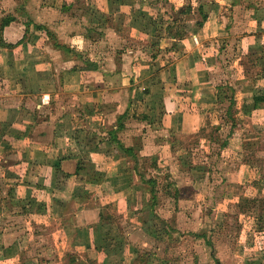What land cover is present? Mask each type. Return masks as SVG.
<instances>
[{"label": "crops", "instance_id": "0c3cea01", "mask_svg": "<svg viewBox=\"0 0 264 264\" xmlns=\"http://www.w3.org/2000/svg\"><path fill=\"white\" fill-rule=\"evenodd\" d=\"M145 1L0 0V205H16L5 212L10 223L0 225L2 262L149 264L117 222L149 219L152 211L142 204L147 195L129 194V167L120 160L121 148L136 151L129 139L140 134L130 111L141 106L149 125L193 133L201 109L215 104L220 87L209 73L220 58H264V0H207L186 23L189 34L172 39L179 46L160 54L158 75L148 82L144 68L131 63L134 54L100 49L123 32L132 40L137 32L156 37L159 7L152 14L139 9ZM90 13L103 18L91 22ZM174 23L159 26L172 37ZM258 72L251 89L245 81L227 87L239 94L237 109L264 150V99L254 106L264 95V66ZM155 79L159 106L150 97ZM234 101L231 95L228 109Z\"/></svg>", "mask_w": 264, "mask_h": 264}, {"label": "rangeland", "instance_id": "374dc122", "mask_svg": "<svg viewBox=\"0 0 264 264\" xmlns=\"http://www.w3.org/2000/svg\"><path fill=\"white\" fill-rule=\"evenodd\" d=\"M206 1L146 0V6L139 9L144 8L152 14L156 6L159 7L156 37L147 39L137 32L132 40L123 32L119 42L101 43L100 49L109 55L116 51L134 54L131 63L144 68L149 82L152 75L153 78L158 75L161 55L179 46L180 43L174 42L189 34L186 23L198 17L196 6ZM143 10L135 13L136 19L144 17ZM88 18L93 22L103 16L90 13ZM173 20L176 25L170 29L174 36V33L178 34L176 37L167 36L163 26H159ZM104 24H110L108 16ZM181 52V48H177L176 53ZM253 58L251 55L239 58L237 63L230 57L220 58L215 70L209 73V80L220 87L215 104L201 109L205 112L203 120L193 133H168L157 123L149 125L138 113L144 111L141 106L130 111L134 112L135 128L140 134L139 138L129 139L136 151L131 147L132 152L123 154L121 148L120 160L124 167H129L130 174L125 175L133 185L129 194L134 198L139 193L147 195V203L142 201V204L151 206L152 211L148 210L149 219L117 222L130 234L141 252L140 257L144 255L149 264H264V150L261 138L256 139V127L237 109L235 103L239 94L227 87L245 81L242 83L244 87L252 88L249 79H253L254 73L264 66L263 57L256 62ZM165 59L169 62L173 56ZM229 65L234 70L242 65L244 71H229ZM155 80L150 97L157 100L155 103L159 106L161 83ZM262 88L257 90L262 92ZM231 95L235 101L228 109ZM129 116L131 114L126 117ZM142 134L146 136L142 138ZM3 204L0 205L1 226L9 224L12 219L5 217V212L16 209V205L8 201ZM8 263L2 262L0 257V264Z\"/></svg>", "mask_w": 264, "mask_h": 264}, {"label": "trees", "instance_id": "16d2710c", "mask_svg": "<svg viewBox=\"0 0 264 264\" xmlns=\"http://www.w3.org/2000/svg\"><path fill=\"white\" fill-rule=\"evenodd\" d=\"M2 24H0V30H1V26ZM264 99V95L263 96H255L254 97V106L257 104V102L261 101ZM130 150V149H129Z\"/></svg>", "mask_w": 264, "mask_h": 264}]
</instances>
